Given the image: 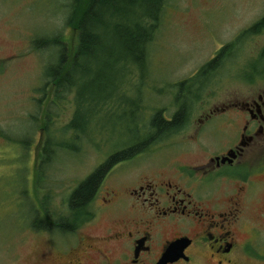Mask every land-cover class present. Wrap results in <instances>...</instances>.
I'll return each instance as SVG.
<instances>
[{"label": "rangeland", "instance_id": "obj_1", "mask_svg": "<svg viewBox=\"0 0 264 264\" xmlns=\"http://www.w3.org/2000/svg\"><path fill=\"white\" fill-rule=\"evenodd\" d=\"M70 2L0 0V264H54L58 249L69 247L74 237L69 235L70 230L33 228L36 196L42 202L45 199L50 209L63 212L70 192L108 156L131 142L148 139L132 159L119 160L103 175L88 207L95 219L87 233L102 234L118 218L145 221L146 213L137 216L114 208V215L110 216L100 207L106 192L124 194L127 188L150 181L177 182L171 175L174 166L202 155L182 130L151 137L152 115L163 110V117L170 118L181 103L174 84L196 75L226 44L232 46L217 69L201 75L205 77L202 80L211 83L201 90L198 87L202 83L196 80L194 99L183 100V104L191 103L193 118L231 92H246L251 87L246 79L255 76L250 80H256L264 62V31L237 37L264 16V0H166L156 33L147 47L148 60L142 68L135 66L136 75L124 82L129 83L124 92L117 90L109 101L101 103L103 110L77 139L66 128L74 115L73 90L58 98L45 76L48 65L57 61L58 50L34 46L43 37L58 35L67 50L75 48L77 32L66 23ZM91 67L85 74L88 78L105 76L100 74L104 70L100 64ZM117 72L115 69L114 74ZM86 81L79 87L85 98L95 95L99 99L108 92V88L99 90ZM138 85L142 97L135 112L138 103L133 104V99L137 100ZM97 90L98 94L91 93ZM56 140L78 148H58L51 153L50 163H42L36 171V154L44 144ZM172 140L185 141V152L174 151L171 146L165 148V141ZM259 243L264 246V233Z\"/></svg>", "mask_w": 264, "mask_h": 264}, {"label": "flooded vegetation", "instance_id": "obj_2", "mask_svg": "<svg viewBox=\"0 0 264 264\" xmlns=\"http://www.w3.org/2000/svg\"><path fill=\"white\" fill-rule=\"evenodd\" d=\"M258 72L256 80L246 79L251 85L246 92H231L196 117L190 115L191 103L181 98L178 108L185 106L186 117L169 133L186 132L202 155L174 166L177 182L150 181L124 194L106 192L100 208L108 215L118 208L146 213L147 219L118 218L104 233L92 235L87 232L93 213L69 231L74 238L58 249L54 264H159L164 255L171 257L165 264H264L259 243L264 233V62ZM204 78H185L190 80L184 86L187 99L195 96L187 85L197 80L204 90L211 83ZM185 143L165 141V148L182 153ZM41 154L42 149L36 154L37 171Z\"/></svg>", "mask_w": 264, "mask_h": 264}, {"label": "trees", "instance_id": "obj_3", "mask_svg": "<svg viewBox=\"0 0 264 264\" xmlns=\"http://www.w3.org/2000/svg\"><path fill=\"white\" fill-rule=\"evenodd\" d=\"M165 2L166 0H71V8L66 23L77 32L75 48L72 46L67 50L58 35L43 37L37 43H34V46L38 49L51 46L54 50H58V59L55 63L48 65L45 76L58 98L73 90L74 115L73 119L66 125L70 135L79 139V133L87 131L95 115L103 110L101 103L109 101V98L117 90L124 92L126 85L129 84H124V82L128 80V77L134 76L135 66L143 67L145 61L148 60L146 58L148 57V44L151 43L152 37L156 33ZM262 31H264V16L251 27L245 29L243 33L241 32L238 37ZM231 47L226 44L224 48L220 49L212 59L199 68L197 76L208 70L217 69L225 55L231 51ZM95 64L104 67L103 72L100 74L105 76L98 78L95 76L96 79H90L85 74ZM115 69L118 70L116 74H114ZM83 74L84 77H82ZM114 80L115 84H113ZM85 81L90 85L95 84L99 90L108 88V92L99 99H96L95 95L85 98L79 88L84 85L83 82ZM189 81V79H186L174 84L179 89L178 98L188 97L184 95V86ZM139 83L142 84V81ZM189 87V94L194 95L193 85ZM91 93L98 94L99 92L97 90ZM140 97L142 95L138 85L135 96L138 101L133 99V104L138 103L135 112L138 110ZM162 111H156L151 117L150 125L154 130L151 137L174 130L181 124L187 114L183 104L175 111L171 120L164 119ZM133 112L132 109L131 113ZM147 142L148 139L140 140L136 145L116 151L108 156L102 164L98 165L88 177L70 192L63 212L50 209L45 204V199L42 202L36 196V207H32L31 225L33 228L40 231L62 232L71 230L79 225L81 221L89 220L92 217V212L88 208L89 203L96 194L105 172L119 160H125L133 153L143 150ZM58 148L75 150L78 147L72 148L64 140L58 141V143L57 140L47 142L43 145L42 159L39 161L38 170L41 168L42 163H50L51 153L54 154ZM38 178H35V182Z\"/></svg>", "mask_w": 264, "mask_h": 264}, {"label": "water", "instance_id": "obj_4", "mask_svg": "<svg viewBox=\"0 0 264 264\" xmlns=\"http://www.w3.org/2000/svg\"><path fill=\"white\" fill-rule=\"evenodd\" d=\"M170 258L169 255H164L159 264H165L166 260H171Z\"/></svg>", "mask_w": 264, "mask_h": 264}]
</instances>
